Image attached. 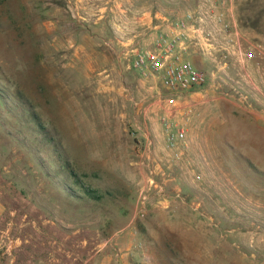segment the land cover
<instances>
[{"label": "rangeland", "instance_id": "rangeland-1", "mask_svg": "<svg viewBox=\"0 0 264 264\" xmlns=\"http://www.w3.org/2000/svg\"><path fill=\"white\" fill-rule=\"evenodd\" d=\"M237 2L246 34L228 53L193 49L214 77L170 103L70 0H0V224L13 221L1 250L25 241L19 257L62 264H264V0ZM163 116L185 130L178 158Z\"/></svg>", "mask_w": 264, "mask_h": 264}, {"label": "crops", "instance_id": "crops-1", "mask_svg": "<svg viewBox=\"0 0 264 264\" xmlns=\"http://www.w3.org/2000/svg\"><path fill=\"white\" fill-rule=\"evenodd\" d=\"M70 2L78 17L84 20L87 19V21L90 20L92 26L102 27L104 36H101V39L109 43L116 55L119 53L120 56L130 60V63L133 61L137 51L151 47L159 32L174 30L175 26L173 23L175 20L185 17L186 12L189 11L184 3H175L176 6L169 0H149L144 4L136 0H105L102 6L98 9L96 8L97 11L94 10L97 3L91 5V2H96V0H70ZM216 2L217 5L214 9L224 12V18L230 25L229 30L232 37L235 39H237L238 35L243 37L246 33L239 18V3L237 0H217ZM95 11L97 16L94 20L91 15H94ZM80 27V29H83V25ZM79 39L88 40L90 39L89 34H85ZM192 52L194 50L190 49L188 55L199 67L202 66L204 68L208 65L205 64L207 60L199 53ZM208 100H201L197 104L205 103ZM192 141L191 137H187V145H192ZM3 213H5V209L0 203L1 223L3 217H5L2 215ZM10 213L13 214V211H10ZM10 222H13L12 217L11 219L6 218L4 224H0V239L3 233L9 232L11 228H9ZM23 244L24 246H21L22 242L13 243L12 240L9 241L8 246L4 250H1L2 246H0V264H62L61 260L54 256L34 257L29 254L26 257H19L18 254L21 251L24 252V247L28 243L24 241ZM74 261L77 260L74 259ZM94 261L95 264H109L108 260L103 258L94 260L92 257L85 259L80 264H93L92 262ZM117 261L115 260L113 264H123L122 260L121 262L120 260Z\"/></svg>", "mask_w": 264, "mask_h": 264}, {"label": "built area", "instance_id": "built-area-1", "mask_svg": "<svg viewBox=\"0 0 264 264\" xmlns=\"http://www.w3.org/2000/svg\"><path fill=\"white\" fill-rule=\"evenodd\" d=\"M216 1L203 0L199 8L175 20L174 30L159 32L151 47L135 53V70L143 78L158 76L170 103L183 94L201 90L214 77V72L208 73L189 57L190 49L196 48L204 54H213L215 50L228 53L237 43L230 34L224 12L214 9ZM191 111V107L185 110L186 119ZM162 122L166 128V145L178 158L179 143H185V130L173 117L163 116Z\"/></svg>", "mask_w": 264, "mask_h": 264}, {"label": "trees", "instance_id": "trees-1", "mask_svg": "<svg viewBox=\"0 0 264 264\" xmlns=\"http://www.w3.org/2000/svg\"><path fill=\"white\" fill-rule=\"evenodd\" d=\"M6 97V94H5V91L2 90V88L0 87V99H2V101L4 100V98ZM21 103V98L19 99V103H17V105H15V107H19L18 105H20ZM21 109V114L25 113V114H28L30 113L29 109L26 108V107H22L20 108ZM21 117V116H20ZM29 117L30 118H24L23 121L26 119L29 120V122H33L34 124V130H32V133L35 134L37 133L38 135H43V126L38 122V119H37V116L34 114V113H30L29 114ZM19 120V119H17ZM20 121V120H19ZM45 135V134H44ZM45 137V136H44ZM45 139L48 141V142H51L53 140L52 136H47L45 137ZM60 168H65L67 169V175H68V178H70L74 183H78V180L75 178L76 177V174L75 172L72 170V168H70L69 164H67L66 162L64 164H61V166H59ZM81 186V185H80ZM81 188L84 190V188L81 186ZM67 189H71L69 186H67ZM84 191H88V190H84ZM69 196H72L70 195V192L68 191L67 193ZM73 197V196H72Z\"/></svg>", "mask_w": 264, "mask_h": 264}]
</instances>
